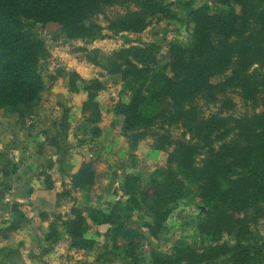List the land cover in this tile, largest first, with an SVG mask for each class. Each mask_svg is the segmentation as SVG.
I'll use <instances>...</instances> for the list:
<instances>
[{
    "label": "trees",
    "instance_id": "obj_1",
    "mask_svg": "<svg viewBox=\"0 0 264 264\" xmlns=\"http://www.w3.org/2000/svg\"><path fill=\"white\" fill-rule=\"evenodd\" d=\"M127 1L137 10L110 21L108 29L116 34L141 33L156 16L173 18L157 0ZM216 1L221 9L205 5L192 13L190 44H172L165 63L159 61L156 45L114 52L106 57L108 64L89 58L93 65L120 76L130 95L129 103L117 105L116 114L124 118L123 137L133 149L154 129L166 131L158 136L156 150L173 149L167 167L156 172L155 202L179 203L185 197V180L191 179L198 185L207 210L200 233L219 241L225 234L233 239L232 244H217L201 253L176 248L171 255L157 254L155 264H264V241L257 240L251 228L264 217V110L257 112L264 107V0ZM120 4V0H0V111L21 121L39 112L45 89L39 68L49 51L34 23L56 26L68 40H91L103 30L95 20ZM70 76L73 91H79L77 81H81L87 94L80 134L98 138L102 112L97 98L104 85L98 80L86 82L75 73ZM217 77L224 79L214 83ZM231 95L251 104L253 113L227 116ZM200 101L208 107L220 106L206 116ZM175 129L189 135L191 141L175 140L169 132ZM95 181L91 162L72 176L75 189L92 188ZM135 182L127 179L130 196L134 195ZM132 201L135 203V198ZM243 211L252 215H235ZM72 214L67 228L75 249H94V241L85 238L90 223L111 226L115 237L122 235L126 240L133 234L119 221L116 210L90 209L85 215L73 209ZM13 232L14 226L0 229V238L8 240ZM0 264L24 261L19 250L2 248Z\"/></svg>",
    "mask_w": 264,
    "mask_h": 264
},
{
    "label": "rangeland",
    "instance_id": "obj_2",
    "mask_svg": "<svg viewBox=\"0 0 264 264\" xmlns=\"http://www.w3.org/2000/svg\"><path fill=\"white\" fill-rule=\"evenodd\" d=\"M120 1L122 4L106 9L95 20L103 30L91 40H68L56 26L34 23L35 32L49 51L39 68L45 82L39 112L21 121L0 111V229L15 228L8 240L0 238V249L19 250L24 264H155V255H171L176 248L201 253L217 244L233 242L226 234L219 241L200 233L207 210L193 180H185V197L179 203L155 202L156 172L167 167L173 149L156 150L158 136L166 131L154 129L133 149L123 137L124 118L116 114L117 105L129 103L130 95L120 76L89 60L96 57L108 64L110 59L106 57L114 52L156 45L160 48L158 59L165 63L172 44H190L192 13L205 5L214 10L221 7L216 0H157L170 10L172 19L156 16L141 33L116 34L108 29L110 21L137 10L134 3ZM234 8L240 14V7ZM73 73L86 82L98 80L104 85L97 98L102 112L98 138L80 134L87 94L81 81H77L79 91H73ZM223 79L217 77L213 82ZM227 102V116L253 113L254 107L237 95H231ZM199 106L208 116L217 112L220 104L208 107L200 101ZM262 110L264 107L257 112ZM169 132L175 140L191 141L181 130ZM203 158L204 152L197 161ZM89 162L96 173L94 186L75 189L72 176ZM129 178L136 181L133 196L126 191ZM73 209L85 215L90 209L106 213L116 210L119 221L133 234L126 240L122 235L115 237L111 226L90 223L85 238L94 241V249H75L67 228ZM235 215L243 218L252 212ZM251 228L257 240L264 241V217Z\"/></svg>",
    "mask_w": 264,
    "mask_h": 264
},
{
    "label": "crops",
    "instance_id": "obj_3",
    "mask_svg": "<svg viewBox=\"0 0 264 264\" xmlns=\"http://www.w3.org/2000/svg\"><path fill=\"white\" fill-rule=\"evenodd\" d=\"M7 196V195H6Z\"/></svg>",
    "mask_w": 264,
    "mask_h": 264
}]
</instances>
